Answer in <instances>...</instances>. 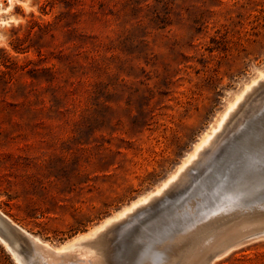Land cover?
I'll list each match as a JSON object with an SVG mask.
<instances>
[{
  "label": "rangeland",
  "instance_id": "rangeland-1",
  "mask_svg": "<svg viewBox=\"0 0 264 264\" xmlns=\"http://www.w3.org/2000/svg\"><path fill=\"white\" fill-rule=\"evenodd\" d=\"M34 21L48 33L27 37ZM262 74L264 0H0V237L23 264H66L74 250L96 264H148V234L180 212L178 199L264 143ZM252 205L220 217L185 264H264V208ZM232 226L239 237L210 245ZM0 264H18L1 240Z\"/></svg>",
  "mask_w": 264,
  "mask_h": 264
},
{
  "label": "bare ground",
  "instance_id": "bare-ground-1",
  "mask_svg": "<svg viewBox=\"0 0 264 264\" xmlns=\"http://www.w3.org/2000/svg\"><path fill=\"white\" fill-rule=\"evenodd\" d=\"M264 77V74L261 75L260 78H263ZM259 78V79H260ZM258 81V80H257ZM255 81L252 85L256 84V83H259ZM263 82V81H262ZM261 83V82H260ZM259 83V84H260ZM251 87L248 86L246 88V90L244 91V93ZM259 87V86H258ZM252 88H254L252 86ZM254 90V89H253ZM255 91V90H254ZM244 93L242 95H240L236 102L231 106L230 108V111L237 106V104L241 101V99L243 98L244 96ZM250 92H248L249 94ZM253 94V93H251ZM247 95V92L246 94ZM254 95V94H253ZM256 95L258 96V93H256ZM261 96V95H260ZM245 97V96H244ZM255 97V96H254ZM253 98V97H252ZM261 98V97H260ZM242 102V101H241ZM240 102V103H241ZM264 104V103H263ZM242 106V105H241ZM259 108V106H258ZM239 109H241V107L239 106ZM243 110V109H242ZM263 110V109H262ZM229 111V112H230ZM244 111V110H243ZM242 111V112H243ZM228 112V114H229ZM228 114L225 116V118L228 116ZM237 116V115H236ZM240 116H237L236 119H239ZM228 118V117H227ZM235 119V118H234ZM235 119V120H236ZM244 120V119H243ZM249 120V119H248ZM238 121V120H237ZM247 121L246 119L244 120V122ZM230 122V121H229ZM243 122V123H244ZM224 123V121H222V123L219 125L218 128H220L222 126V124ZM226 123V122H225ZM235 123V122H234ZM242 123V124H243ZM247 123V122H246ZM232 124V123H231ZM224 125V124H223ZM229 125V124H228ZM241 125V124H240ZM239 125V126H240ZM234 127V126H232ZM232 127H228L229 129L232 128ZM236 127V126H235ZM223 128H226L227 127H223ZM243 128L244 130H246L247 128L244 127L243 125ZM229 129L227 130H222L219 131L220 133H226V131H229ZM236 129V128H235ZM234 129V130H235ZM233 130V129H232ZM231 130V131H232ZM241 130V129H240ZM223 131V132H222ZM233 132V131H232ZM236 132V131H235ZM216 133V130L212 133V135H214ZM219 133V134H220ZM230 133V132H229ZM218 134V133H217ZM227 136H231L230 134H228V132L226 133ZM241 133H239L238 135H240ZM211 136L208 137L207 140H205V142L202 143V145L195 151V154L191 157H195L197 154H200L199 151L200 150H203L202 148H204V146L210 141L211 139ZM223 135V134H221ZM216 136V135H214ZM226 136V137H227ZM246 137V135H245ZM221 137H219V140H220ZM224 139V138H223ZM226 139V138H225ZM231 139V138H229ZM227 139V140H229ZM217 140V141H219ZM243 140V139H241ZM213 143H216L214 142L213 140H211ZM246 141V140H245ZM228 142V141H227ZM239 142V141H238ZM241 142V141H240ZM244 142V141H243ZM242 143V142H241ZM222 143L220 142V145ZM213 145V144H212ZM219 146V144H218ZM217 146V147H218ZM224 146V144H223ZM240 146V144H239ZM239 146L237 145L236 147L239 148ZM242 146V145H241ZM240 146V147H241ZM254 146V145H253ZM216 147V148H217ZM222 147V145H221ZM245 146L241 147L242 149L244 148ZM224 148V147H223ZM236 148V150L238 149ZM239 148V149H241ZM245 148H248V147H245ZM208 149V148H207ZM220 149V148H219ZM238 149V150H239ZM206 150V149H205ZM217 150V149H216ZM247 150V151H246ZM212 151V150H210ZM209 151V152H210ZM213 151L214 148H213ZM243 151V153H242ZM242 151H240L242 153V157L241 158H238V156H236L235 158H238L240 161L238 162H234V160H230V162L232 161V164L229 163L230 165L225 167V170L223 171V174H219L218 171H216V173H213L215 176L212 177L213 180H211L210 178V184H207L209 183L208 181H202L201 183H199L198 185L195 186L194 189H192L190 192H188V194H185L184 196L180 197L178 199V203H179V208H182L180 209V212H178L176 215L174 214L175 217H172L171 219H169L168 221H165V222H162L157 224V227L151 232V234L149 233V237H148V242L146 243V246L147 248H152V250H150V255L148 257H146L147 259H145L144 261H142V263L147 260L148 261V264L150 262V264H152V260L155 259L156 261V264H185V261H187L188 259H191L192 257L196 256L197 255V250L200 248L199 246L201 244H203L205 241H208L210 240L213 236H215L218 232L217 230V227H216V224L218 223V219L222 216L225 215V213H228L230 211H236L234 213H237L241 211H243L242 209H245L247 208L246 206L248 204H253L252 207L254 208H257L259 207V211H261L263 208H264V189H262L260 192H256L257 189H252L251 186L249 185V182H251V180L253 179V176H254V179L255 177H258L259 179L258 180H262L264 179V143L261 144V146H255V147H252V148H248V149H243ZM204 152V150H203ZM216 152V151H215ZM218 153V152H217ZM214 154V153H213ZM210 155V154H209ZM218 155V154H217ZM234 155V154H233ZM212 156V155H210ZM215 156H216V153H215ZM205 157V156H204ZM190 158V159H191ZM203 158V156H202ZM189 159V160H190ZM201 159V157H200ZM237 159V160H238ZM201 161V160H200ZM203 161V160H202ZM205 161V159H204ZM222 162V161H221ZM220 162V163H221ZM224 162V161H223ZM228 162V161H227ZM234 162V163H233ZM187 163V162H186ZM195 164V163H193ZM223 164H228L226 162H224ZM222 164V165H223ZM203 165V164H202ZM195 166V165H194ZM220 166L221 164H219V169H220ZM191 167V166H190ZM204 167V166H202ZM209 167V166H207ZM216 168V167H215ZM221 168H223V166H221ZM200 169V168H198ZM184 170H185V165H184ZM182 170V171H184ZM216 170V169H215ZM223 170V169H222ZM214 172V171H212ZM201 173V172H200ZM222 173V172H221ZM248 173H251V176H249V178H252V179H249L248 183L246 182L245 179H248L247 176H248ZM182 174V173H181ZM187 175V174H186ZM199 175V174H198ZM247 175V176H246ZM191 176V175H190ZM202 176V175H201ZM182 177V176H181ZM207 177V176H206ZM263 177V178H262ZM183 178V177H182ZM186 179H189L187 178L186 176ZM198 179V178H196ZM202 179V178H201ZM205 179V178H204ZM209 179H206V180H209ZM185 180V179H184ZM190 180V179H189ZM188 180V181H189ZM186 182V180H185ZM184 182V184H185ZM199 182V181H198ZM197 182V183H198ZM262 182V181H261ZM181 183V182H179ZM190 183V182H187V184ZM174 184V183H173ZM183 184V183H182ZM171 185V184H170ZM169 185V187H170ZM192 185V184H190ZM252 185V184H251ZM184 185H182L183 187ZM187 185H185V188H186ZM179 187V186H178ZM184 188V187H183ZM182 189V188H179V190ZM178 190V189H177ZM185 190V189H184ZM182 190V191H184ZM177 192V191H176ZM164 194V193H163ZM151 195V194H150ZM163 196V195H161ZM145 198V197H144ZM159 198V197H158ZM155 199V198H154ZM143 201H146V198L145 199H140L139 201H136L134 202L131 206L125 208L123 211H121L118 215L108 219L102 226L98 227L96 229V231L88 236H82L80 239H79V242L82 241V240H88L89 237L95 235L98 231L104 229L105 227H107L108 225H110L112 222H115V221H119V220H122L127 213L129 212H132L134 209H136L137 207H139ZM154 201V200H153ZM193 203V205H192ZM178 206V205H177ZM261 206L263 208H261ZM250 207V208H252ZM141 208V207H140ZM139 208V209H140ZM254 208V209H255ZM176 209H174L173 211H175ZM257 210V209H256ZM255 210V211H256ZM254 210L251 211V213L253 212ZM259 211H256V212H259ZM145 212V211H144ZM177 212V211H176ZM231 212V214L233 213ZM245 212V210H244ZM255 212V213H256ZM262 212H264V210H262ZM164 213V212H163ZM175 213V212H174ZM218 213H220L218 215ZM233 213V215H234ZM250 213V214H251ZM243 215V213H241ZM240 214V215H241ZM132 215V214H131ZM148 215V214H147ZM161 215V214H160ZM218 217H217V216ZM232 215V216H233ZM237 217H239L238 213L236 214ZM246 215V214H245ZM244 215V216H245ZM248 215V214H247ZM169 216H172L169 215ZM213 216H215L214 218H212ZM235 216V215H234ZM156 217V216H155ZM161 217V216H160ZM212 219H211V218ZM243 217V216H242ZM7 218V217H6ZM9 218V217H8ZM122 218V219H121ZM162 218V217H161ZM165 218V216L163 217ZM168 218V217H167ZM142 219V218H141ZM159 219V218H157ZM207 219H210L208 221H206L207 223H204L202 224L205 220ZM231 219V215H230V218ZM7 220V219H6ZM10 220V219H9ZM222 220V219H221ZM150 221V220H149ZM158 220L154 221L155 223H157ZM224 221V220H223ZM248 220L244 221V222H247ZM12 222V221H11ZM123 222V221H122ZM136 222V221H135ZM138 222V221H137ZM221 222V221H220ZM13 223V222H12ZM15 223V222H14ZM150 223V222H149ZM229 223V222H228ZM152 224L153 226L154 223H153V220H152ZM246 224V223H245ZM250 224V223H249ZM8 225V223H7ZM118 225V224H117ZM148 226V224H146ZM232 225V224H231ZM253 225V224H251ZM250 225V226H251ZM132 226V225H130ZM135 226V225H134ZM142 226V225H141ZM145 226V225H144ZM219 226V224H218ZM20 227V226H18ZM143 227V226H142ZM149 227V226H148ZM11 228V227H10ZM109 228V227H108ZM144 228V227H143ZM153 228V227H151ZM20 229V228H19ZM126 229V228H125ZM24 230V229H23ZM111 230V229H110ZM148 233V228L146 229ZM224 230V229H223ZM240 228H238V226L236 227H233L232 228H229L227 230H225V232H222L221 234H219V237L216 238V240L212 241L210 243V245H214V247H216L217 243H219L217 245L218 246H221L223 245L224 243L228 242V241H232L233 239L239 237L240 234H238ZM113 231V229H112ZM139 231V230H138ZM142 231V230H140ZM151 231V230H150ZM24 235L29 238V240L32 242V243H36L38 242L39 240L37 238H33L31 235H29V233L27 234L25 231H23ZM121 232V231H120ZM134 232V231H133ZM183 232V233H182ZM110 233V232H109ZM144 233V234H146ZM238 234V235H235V234ZM102 234V233H101ZM106 234V233H104ZM136 234V233H135ZM141 234H143V232H141ZM140 234V235H141ZM251 234H255L254 232H251ZM257 234V233H256ZM100 235V234H99ZM134 234H132L133 236ZM146 235V236H148ZM235 235V236H234ZM259 235V234H258ZM258 235H256L258 237ZM261 235V234H260ZM259 235V236H260ZM262 235H264V231L262 233ZM261 235V236H262ZM2 236V235H0ZM111 236H113L111 234ZM125 236V235H124ZM145 236V235H144ZM16 237V236H15ZM19 237V236H18ZM22 237H24L22 235ZM110 237V236H109ZM129 237V236H128ZM249 237V236H248ZM248 237L245 236V238H243L244 240L245 239H248ZM17 238V237H16ZM112 238V237H111ZM114 238V237H113ZM137 236H136V240H137ZM147 238V237H146ZM252 237H249V240L251 239ZM254 238V237H253ZM256 238V237H255ZM26 239V238H25ZM97 239V238H95ZM108 239V238H107ZM110 239V238H109ZM140 239V238H139ZM138 239V240H139ZM144 239V238H143ZM0 240L2 241V243L7 247V249L11 252V254L13 255L14 259L17 261L18 264H23L21 262L22 259H19L21 258L19 256L18 258V254H16L14 251V248L12 250V248L10 247V245L7 243V241H5L3 238L0 237ZM18 240V239H17ZM86 240V241H87ZM94 240V239H92ZM131 240V239H130ZM167 240V241H166ZM243 240V241H244ZM102 241V240H101ZM110 241V240H108ZM133 241V240H132ZM166 241V242H165ZM242 241V240H241ZM93 243V241H91ZM134 242V241H133ZM163 242V244L161 243ZM233 242V241H232ZM240 241H238L239 243ZM30 243V242H29ZM41 243V242H40ZM97 243V242H96ZM96 243H93V246L94 244ZM140 243V242H139ZM157 243H160V244H157ZM183 244V246H181L180 244ZM24 244V243H23ZM44 244V243H43ZM80 244V243H79ZM90 244V242L88 243ZM121 244V243H120ZM235 244V243H233ZM232 244V247L234 248ZM237 244V243H236ZM240 244V243H239ZM242 244V243H241ZM244 244V243H243ZM33 246H36L34 244H32ZM47 245V244H46ZM110 245V244H109ZM137 246V244H135L134 242V246ZM140 245V244H139ZM138 245V247H140ZM143 245V244H142ZM158 245V246H157ZM19 246V245H18ZM40 246V245H39ZM91 246V245H90ZM97 246V245H96ZM132 246H133V243H132ZM145 246V247H146ZM75 247V246H74ZM29 248V247H28ZM36 248V247H35ZM95 248V246H94ZM34 249V248H33ZM56 249V248H55ZM54 249V250H55ZM226 249V252H227V248ZM35 250V249H34ZM33 250V251H34ZM53 250V249H52ZM58 250H61V249H58ZM107 250V249H106ZM25 251V249H24ZM23 251V252H24ZM32 251V250H31ZM36 251V250H35ZM77 250H74L72 252H70L69 256L65 259V262L66 264L67 263H81V262H85L86 264H96V260L94 257H83L80 253H77L76 252ZM38 251L35 252V254L37 253ZM42 252V251H41ZM45 252V251H44ZM34 253V252H33ZM134 253V252H133ZM25 254V252L23 253ZM38 254V253H37ZM40 254V252H39ZM113 254V253H111ZM41 255V254H40ZM85 255V253L83 254ZM216 255V254H215ZM214 255V256H215ZM36 256V255H35ZM26 258V255L24 256ZM38 257V256H36ZM35 257V260L38 261V259H36ZM50 257V256H49ZM61 257V256H59ZM118 257V256H117ZM24 258V259H25ZM31 258V257H30ZM62 258V257H61ZM64 258V257H63ZM139 258V257H138ZM99 259V258H97ZM105 259V258H104ZM128 259V258H127ZM144 259V258H143ZM211 259V258H209ZM41 260L38 261L39 264H42V259H39ZM119 260V259H118ZM137 260V259H136ZM25 261V260H24ZM33 261V260H32ZM138 261V260H137ZM46 262V261H45ZM56 262V261H55ZM61 263L63 261H60ZM115 262V261H114ZM210 262V261H209ZM25 263H27L25 261ZM24 263V264H25ZM104 263V262H103ZM100 262V264H103ZM109 263V262H108ZM147 263V262H146ZM145 263V264H146ZM155 263V262H154ZM205 263V258L199 262L198 264H204ZM31 264V263H30ZM33 264V263H32ZM47 264V263H46ZM58 264V263H56ZM63 264V263H62ZM135 264V263H134ZM141 264V263H140ZM190 264V263H189Z\"/></svg>",
  "mask_w": 264,
  "mask_h": 264
},
{
  "label": "trees",
  "instance_id": "trees-1",
  "mask_svg": "<svg viewBox=\"0 0 264 264\" xmlns=\"http://www.w3.org/2000/svg\"><path fill=\"white\" fill-rule=\"evenodd\" d=\"M49 25L50 24H41V23H38L36 21L32 22V24H30L27 28V31H28L27 37L31 36V35H35V36L40 37V36L47 34ZM25 41L26 40H24L22 38H18L17 42H16L17 45L14 46L15 50L22 52V53H25L26 50L29 48V47L21 48L24 46ZM10 61H11V58H9V57H7V58H5V60H3V64L6 66L7 71L1 70V75L10 74L11 65L7 64ZM31 64H34V62L29 60L24 66H22V69L23 70L27 69ZM44 71H46V70H44ZM48 72L49 71H47V73ZM27 73L32 74L34 77V75H36V73H37V69L36 68L28 69Z\"/></svg>",
  "mask_w": 264,
  "mask_h": 264
}]
</instances>
